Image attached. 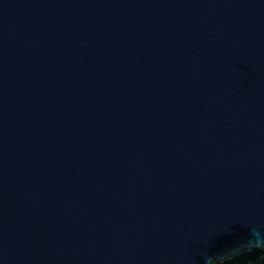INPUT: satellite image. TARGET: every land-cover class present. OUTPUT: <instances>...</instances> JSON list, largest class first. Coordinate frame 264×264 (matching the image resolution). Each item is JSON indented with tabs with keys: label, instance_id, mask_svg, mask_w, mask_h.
I'll return each instance as SVG.
<instances>
[{
	"label": "water",
	"instance_id": "95a60500",
	"mask_svg": "<svg viewBox=\"0 0 264 264\" xmlns=\"http://www.w3.org/2000/svg\"><path fill=\"white\" fill-rule=\"evenodd\" d=\"M264 253V0H0V264Z\"/></svg>",
	"mask_w": 264,
	"mask_h": 264
},
{
	"label": "trees",
	"instance_id": "16d2710c",
	"mask_svg": "<svg viewBox=\"0 0 264 264\" xmlns=\"http://www.w3.org/2000/svg\"><path fill=\"white\" fill-rule=\"evenodd\" d=\"M213 264H264V253L254 250L240 254L224 263L213 262Z\"/></svg>",
	"mask_w": 264,
	"mask_h": 264
}]
</instances>
